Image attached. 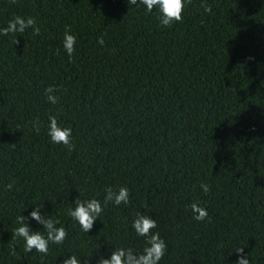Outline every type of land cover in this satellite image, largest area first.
Masks as SVG:
<instances>
[{
	"label": "trees",
	"instance_id": "trees-1",
	"mask_svg": "<svg viewBox=\"0 0 264 264\" xmlns=\"http://www.w3.org/2000/svg\"><path fill=\"white\" fill-rule=\"evenodd\" d=\"M17 15L40 34L0 35V264L141 253L139 212L167 244L159 264H264V0H191L171 27L128 0H0V28ZM49 115L71 128L72 151L51 142ZM124 186L130 204L110 202L88 233L68 216L76 198L103 206ZM192 203L208 218L194 220ZM39 204L68 232L47 256L12 237L19 215L44 230L29 215Z\"/></svg>",
	"mask_w": 264,
	"mask_h": 264
},
{
	"label": "clouds",
	"instance_id": "clouds-1",
	"mask_svg": "<svg viewBox=\"0 0 264 264\" xmlns=\"http://www.w3.org/2000/svg\"><path fill=\"white\" fill-rule=\"evenodd\" d=\"M11 3H17V0H11ZM130 6H137L142 4L146 6L147 12L151 13L153 9H157L160 13L159 22L164 27H171L176 22H183V10L185 4L191 3V0H128ZM201 7L205 12L211 13V6L207 3H202ZM28 29H32V35L36 36L40 34V28L36 25V20L29 16L27 18L19 15L8 21L6 27L0 28V35L8 36L9 34H24ZM77 38L74 34H71L70 26L66 28L64 33L63 48L65 53L71 57L75 52V45ZM97 43L101 46L105 41L103 37L98 38ZM14 44H19V40L15 39ZM57 49V54H59ZM59 91L58 88L49 86L45 89V95L49 103L55 105L58 103L59 97L54 93ZM48 124V136L52 143L63 144L69 151H72L75 145L72 143V130L70 127H61L58 123L55 115H49ZM39 120L33 122V128L37 133L40 131ZM9 189L12 185L7 186ZM201 190L203 193L208 194L210 192V185L201 184ZM106 195L104 196L103 206L101 202L95 198L90 200H82L80 197L76 198L72 203L75 207H69L68 216L74 221L78 222L80 228L84 233H88L94 226V222L100 217L110 202L116 206L121 204H130V190L124 186L119 187L118 190H114L112 187L105 189ZM42 204L35 206V209L29 214L31 219H34L39 224L43 225L42 232H33L28 226L26 217L19 215L16 217V222L19 225L12 233V237L22 238L25 242V252H32L35 249L41 253L42 256H47L49 251V245H62L68 237V232L65 227L57 225L59 220H54L51 216L42 215L40 208ZM191 210L193 213V219L197 221H203L208 218V213L205 208L199 206L197 203L191 204ZM132 228L139 237L145 238V247L141 253L135 252L132 248H115L111 253L110 258L100 257L97 264H159L164 258L167 251V244L164 239L160 237L159 232H153V229L157 228V222L155 219L149 218L148 215L141 212L136 214L135 219L132 222ZM237 253H243L244 248L239 247L235 250ZM13 254H15L13 252ZM62 264H81L80 259L76 255L72 254L70 258L64 259ZM87 264V261H85ZM236 264H250V260L246 255H241Z\"/></svg>",
	"mask_w": 264,
	"mask_h": 264
}]
</instances>
